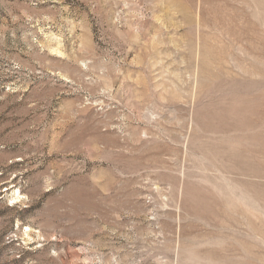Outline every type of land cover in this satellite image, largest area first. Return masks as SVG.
<instances>
[{
	"label": "rangeland",
	"instance_id": "obj_1",
	"mask_svg": "<svg viewBox=\"0 0 264 264\" xmlns=\"http://www.w3.org/2000/svg\"><path fill=\"white\" fill-rule=\"evenodd\" d=\"M0 264H264V0H0Z\"/></svg>",
	"mask_w": 264,
	"mask_h": 264
}]
</instances>
